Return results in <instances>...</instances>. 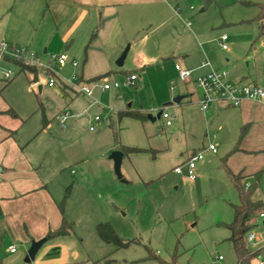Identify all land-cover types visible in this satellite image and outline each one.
I'll list each match as a JSON object with an SVG mask.
<instances>
[{
	"label": "crops",
	"instance_id": "obj_1",
	"mask_svg": "<svg viewBox=\"0 0 264 264\" xmlns=\"http://www.w3.org/2000/svg\"><path fill=\"white\" fill-rule=\"evenodd\" d=\"M211 2L0 0V44L25 48L38 60L26 70L0 55V264H100L104 259L94 253L102 245H86L82 232L73 228L69 235L46 239L48 233L60 229L64 220L73 226L89 224L97 232L103 222L95 202L108 198L119 204L121 195L133 194L132 185L148 188L171 172L190 180L184 163L194 152L208 155V163L206 155L198 163L197 177L205 175L216 157L226 172L247 179L264 175V104L215 102L207 111L200 105L203 95L196 80L213 70L226 72L232 83L264 87L254 53L239 59L235 39L227 50L220 44L223 35L227 43L230 34L244 31L255 37L258 29H238L222 21L227 29L218 32L219 49L213 48ZM261 3L244 6L259 13ZM61 54L67 62L59 67L53 57ZM14 65L25 74L24 98L18 101L7 92L18 82L15 74L3 79ZM176 65L191 71L188 81L180 79ZM132 74L137 75L134 87L126 84ZM50 78L56 81L53 87ZM115 82L118 88L104 89ZM39 84L44 85L41 100L35 90ZM83 87L90 95L80 91ZM178 96L183 99L173 103ZM125 112L144 118L120 117ZM62 113L69 114L66 127L59 121ZM160 113H168L172 125ZM209 145H215L216 153L206 151ZM123 148L140 150L125 153ZM114 151L124 154L121 179L107 156ZM178 166L183 167L181 174L174 171ZM71 193L74 199H68ZM39 241L43 244L35 257L26 262L32 244Z\"/></svg>",
	"mask_w": 264,
	"mask_h": 264
},
{
	"label": "rangeland",
	"instance_id": "obj_2",
	"mask_svg": "<svg viewBox=\"0 0 264 264\" xmlns=\"http://www.w3.org/2000/svg\"><path fill=\"white\" fill-rule=\"evenodd\" d=\"M226 1L230 3L218 9L217 3ZM245 2L264 0H213L209 3V33L215 39L213 48L219 49L216 38L221 29H227L221 26L222 21L233 24L231 27H240L238 29H258L255 37L244 31L235 37L230 34L227 45L232 48V39H235L234 50L239 59L254 53L264 81V19L257 21V9L244 6ZM199 11L198 8L195 12ZM12 69L13 79L18 82L7 92L10 99L18 101L24 98L22 81H25V74L18 73L15 65ZM33 120L26 123V128L31 127ZM205 160L208 163V155ZM215 160L213 165L206 167L205 175L197 177L194 182L185 179V175L171 172L167 179L150 184L148 188L132 185V195L120 196L119 202L124 204V209L120 203L115 204L108 198L95 202L97 218L110 223L118 237L128 243L126 247L117 248L100 241L96 228L89 224H76L73 228L82 232L86 245H102L94 253L104 259L100 264H238L230 241L229 225L235 220V206L240 203L239 191L219 158ZM256 179L251 176L245 183L248 188L252 187L256 200L264 201V175ZM67 197L74 199L75 195L71 193ZM252 232L261 240L258 245L248 243L252 253L258 252L252 264H264V219H258Z\"/></svg>",
	"mask_w": 264,
	"mask_h": 264
},
{
	"label": "built area",
	"instance_id": "obj_3",
	"mask_svg": "<svg viewBox=\"0 0 264 264\" xmlns=\"http://www.w3.org/2000/svg\"><path fill=\"white\" fill-rule=\"evenodd\" d=\"M228 39L227 35H223L220 39V44L224 50L228 49V45L226 43ZM0 55L1 56H9L15 61H23L25 65H37L38 60L33 56L27 53L25 48H15L11 46L8 42L4 41L0 44ZM59 67H62L67 62V55L61 54L59 56L53 57ZM76 65V63H73ZM202 66H206L205 63ZM176 70L179 74V77L183 81H188L191 77V71L182 68L180 65H176ZM14 75V72L10 69L4 72L3 79L8 81ZM137 75L132 74L127 78V85L134 87L136 85ZM56 84L55 79L50 78L48 85L53 87ZM197 87L202 92L203 98L200 102L201 108L204 111H207L211 105L215 102H226L232 106H239L242 102L246 100L254 101L256 103L264 104V87L256 84V83H244V84H235L230 82L227 79V73L221 71H210L206 75L199 77L196 80ZM119 83L115 82L113 84H105L104 89L110 90L112 88H118ZM80 91L85 95H90L91 90L89 88L83 87ZM162 117L165 120L167 126L172 125V117L168 113H163ZM69 119L68 113H62L59 116V121L62 127H66L67 121ZM101 118L97 116L95 120L99 121ZM93 130V127H91ZM206 151H211L212 153H216L215 145H209L206 148ZM205 159V151H197L194 152L187 161L184 163L186 167L187 177L194 181L197 178L196 168L198 163ZM174 171L178 174L183 172V167L178 166L174 169ZM249 185L246 184V188ZM260 218H264V211L260 213ZM258 239L257 235L253 232L249 233L247 236V243H253ZM11 252H15L16 248L11 247ZM259 264H263L260 262Z\"/></svg>",
	"mask_w": 264,
	"mask_h": 264
},
{
	"label": "trees",
	"instance_id": "obj_4",
	"mask_svg": "<svg viewBox=\"0 0 264 264\" xmlns=\"http://www.w3.org/2000/svg\"><path fill=\"white\" fill-rule=\"evenodd\" d=\"M259 7V14L256 18L257 21L262 22L264 19V2L257 5ZM22 65L23 69L31 70L32 67L25 65L23 61H15ZM144 118L141 113L125 112L121 113L120 117ZM245 131V129H244ZM125 153L139 151L140 149L123 148ZM228 175L233 182L234 186L239 191L240 203L235 206V220L229 225L231 231L230 241L233 243L237 257L238 264H252L253 259L257 253H252L248 248L247 236L253 231L256 226V218L263 210V201L256 200L252 187L246 188V177L242 175H235L227 169ZM262 172L255 174L258 180ZM258 182V181H257ZM256 182V184H257ZM63 209V205H61ZM73 232V224L65 220L60 229L48 233L46 239H51L58 236H66ZM97 233L100 239L105 243L114 244L117 248L128 246L124 240L120 239L110 223H100L97 225Z\"/></svg>",
	"mask_w": 264,
	"mask_h": 264
},
{
	"label": "water",
	"instance_id": "obj_5",
	"mask_svg": "<svg viewBox=\"0 0 264 264\" xmlns=\"http://www.w3.org/2000/svg\"><path fill=\"white\" fill-rule=\"evenodd\" d=\"M129 50V46L126 47L125 51L123 52V54L120 56V58L117 61V65L118 66H122V63L124 61V59L126 58V55L128 53ZM43 88L44 85L43 84H39L35 87V90L37 92V95L39 97V100H41L42 98V93H43ZM183 99L182 96H178L173 100V103H180V101ZM162 115V113H160L158 115V117H160ZM123 152L121 151H114L112 152L110 158L114 161V170L116 175L118 176V178H122V172H121V164H122V159H123ZM43 244V241H39V242H34L30 248V250L28 251V255L26 257V262H30V260H32L35 257V254L37 253L38 249L40 248V246Z\"/></svg>",
	"mask_w": 264,
	"mask_h": 264
}]
</instances>
